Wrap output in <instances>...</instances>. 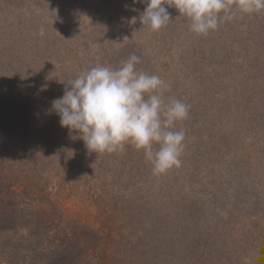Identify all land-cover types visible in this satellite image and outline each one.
Segmentation results:
<instances>
[{"label":"rangeland","instance_id":"1","mask_svg":"<svg viewBox=\"0 0 264 264\" xmlns=\"http://www.w3.org/2000/svg\"><path fill=\"white\" fill-rule=\"evenodd\" d=\"M0 227V264H264V0H0Z\"/></svg>","mask_w":264,"mask_h":264},{"label":"trees","instance_id":"2","mask_svg":"<svg viewBox=\"0 0 264 264\" xmlns=\"http://www.w3.org/2000/svg\"><path fill=\"white\" fill-rule=\"evenodd\" d=\"M7 228V227H6ZM5 228V229H6ZM2 228L0 227V230H1ZM55 247L53 246V244L52 245H50V243L47 245V247L45 248V251H46V253H45V255H44V257H46L45 259H47L46 261H45V263L44 264H58L57 262H56V260L57 261H59V263H61V261L62 260H66L67 259V255H66V253H65V249H61V254H62V256L61 257H59L58 258V256L60 255V253H58L57 254V252H55ZM57 254V256H55ZM55 256V258L57 257L58 259H55L54 261V263L52 262V259H53V257Z\"/></svg>","mask_w":264,"mask_h":264}]
</instances>
